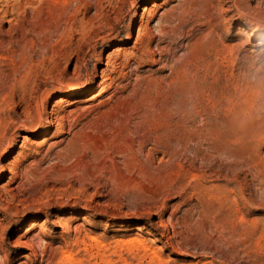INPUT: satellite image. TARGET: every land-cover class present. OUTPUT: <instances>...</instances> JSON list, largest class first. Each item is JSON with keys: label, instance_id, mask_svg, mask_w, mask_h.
Returning <instances> with one entry per match:
<instances>
[{"label": "rangeland", "instance_id": "rangeland-1", "mask_svg": "<svg viewBox=\"0 0 264 264\" xmlns=\"http://www.w3.org/2000/svg\"><path fill=\"white\" fill-rule=\"evenodd\" d=\"M251 15L248 0H0V264H264V100L232 45H264Z\"/></svg>", "mask_w": 264, "mask_h": 264}, {"label": "clouds", "instance_id": "clouds-1", "mask_svg": "<svg viewBox=\"0 0 264 264\" xmlns=\"http://www.w3.org/2000/svg\"><path fill=\"white\" fill-rule=\"evenodd\" d=\"M252 15L246 20L253 31L264 29V0H256L255 4L249 3ZM251 33H242V39L232 44L235 46L234 56L242 65L241 79L248 91L257 100H264V45L258 42L257 46H250ZM257 117L264 115V108L257 107Z\"/></svg>", "mask_w": 264, "mask_h": 264}, {"label": "bare ground", "instance_id": "bare-ground-1", "mask_svg": "<svg viewBox=\"0 0 264 264\" xmlns=\"http://www.w3.org/2000/svg\"><path fill=\"white\" fill-rule=\"evenodd\" d=\"M134 16H136V12H134ZM100 31H104V29L100 30ZM141 32H142V28H140V29L138 28L137 33H136V37L134 38V37H132V34H129L128 35V40L134 39L135 43H137L138 40L140 39ZM106 42H107L106 39H104L102 44L105 45ZM133 58L134 59H138V60H142L143 59L142 57H133ZM94 59L97 61V64H95V67L100 66V64L103 61L102 55L97 53L94 56ZM117 60H118L117 54L115 55L114 53H112V54H109L107 56V59H106V62H105V68L101 70L102 84H104L108 80H111L112 83H113V81H115V79L112 78V74H114L116 72V69H117V62L116 61ZM127 66L128 65H126L125 67H127ZM184 79H185V77L183 78V81H185ZM104 91H105V88L102 87L100 89V91L97 94L93 95V97H91L90 99H96L97 97H100L103 94ZM115 95H116V91H113L111 93L110 97H114ZM225 117H228V116L226 115ZM225 117L223 119H226ZM46 122H47V126L44 128V130H42V133L47 131V130H49V129H52V124L54 122V118L49 116L47 118ZM186 123H187L186 116L183 113L178 114V116L176 118V125H177L176 128H177L178 133L180 134V136L182 138H184V133L186 132ZM61 132L63 133L64 131H61ZM131 154L132 153L129 150L127 152V154H126V157H128ZM7 172H11V170L10 169L8 170L7 168H4L3 173H7ZM58 225L59 226H64L62 223H58ZM66 230H67V228H66ZM138 243L140 244V241H138ZM23 256L25 258L29 259L31 255L24 254ZM32 256H34V255H32Z\"/></svg>", "mask_w": 264, "mask_h": 264}]
</instances>
